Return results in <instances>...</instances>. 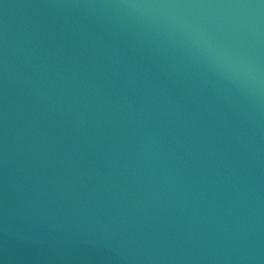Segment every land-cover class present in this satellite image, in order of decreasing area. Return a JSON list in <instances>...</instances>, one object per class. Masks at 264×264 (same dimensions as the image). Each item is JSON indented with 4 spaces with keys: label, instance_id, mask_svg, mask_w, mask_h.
<instances>
[{
    "label": "water",
    "instance_id": "obj_1",
    "mask_svg": "<svg viewBox=\"0 0 264 264\" xmlns=\"http://www.w3.org/2000/svg\"><path fill=\"white\" fill-rule=\"evenodd\" d=\"M121 2L0 0V264H264V96Z\"/></svg>",
    "mask_w": 264,
    "mask_h": 264
},
{
    "label": "clouds",
    "instance_id": "obj_2",
    "mask_svg": "<svg viewBox=\"0 0 264 264\" xmlns=\"http://www.w3.org/2000/svg\"><path fill=\"white\" fill-rule=\"evenodd\" d=\"M100 7L148 19L176 33L258 99L264 96V0L191 3L124 0Z\"/></svg>",
    "mask_w": 264,
    "mask_h": 264
}]
</instances>
